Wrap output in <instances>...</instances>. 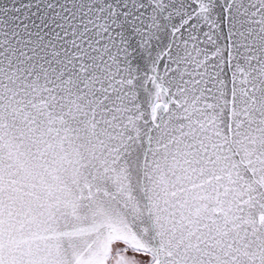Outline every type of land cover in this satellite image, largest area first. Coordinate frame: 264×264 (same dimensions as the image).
<instances>
[{
    "label": "snow or ice",
    "instance_id": "snow-or-ice-1",
    "mask_svg": "<svg viewBox=\"0 0 264 264\" xmlns=\"http://www.w3.org/2000/svg\"><path fill=\"white\" fill-rule=\"evenodd\" d=\"M0 264H264V0H0Z\"/></svg>",
    "mask_w": 264,
    "mask_h": 264
}]
</instances>
